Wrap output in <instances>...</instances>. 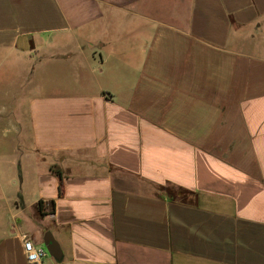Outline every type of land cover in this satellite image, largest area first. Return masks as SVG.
<instances>
[{
  "label": "crops",
  "instance_id": "1",
  "mask_svg": "<svg viewBox=\"0 0 264 264\" xmlns=\"http://www.w3.org/2000/svg\"><path fill=\"white\" fill-rule=\"evenodd\" d=\"M47 231L39 264H264V0H0V264Z\"/></svg>",
  "mask_w": 264,
  "mask_h": 264
},
{
  "label": "built area",
  "instance_id": "2",
  "mask_svg": "<svg viewBox=\"0 0 264 264\" xmlns=\"http://www.w3.org/2000/svg\"><path fill=\"white\" fill-rule=\"evenodd\" d=\"M27 258L31 264H39L42 259L49 255L46 247L37 246L32 240L26 239L24 242Z\"/></svg>",
  "mask_w": 264,
  "mask_h": 264
},
{
  "label": "water",
  "instance_id": "3",
  "mask_svg": "<svg viewBox=\"0 0 264 264\" xmlns=\"http://www.w3.org/2000/svg\"><path fill=\"white\" fill-rule=\"evenodd\" d=\"M44 245L49 255L53 256L58 261L62 260L63 252L61 246L50 231L44 234Z\"/></svg>",
  "mask_w": 264,
  "mask_h": 264
},
{
  "label": "rangeland",
  "instance_id": "4",
  "mask_svg": "<svg viewBox=\"0 0 264 264\" xmlns=\"http://www.w3.org/2000/svg\"><path fill=\"white\" fill-rule=\"evenodd\" d=\"M44 247H45V245H44Z\"/></svg>",
  "mask_w": 264,
  "mask_h": 264
},
{
  "label": "trees",
  "instance_id": "5",
  "mask_svg": "<svg viewBox=\"0 0 264 264\" xmlns=\"http://www.w3.org/2000/svg\"><path fill=\"white\" fill-rule=\"evenodd\" d=\"M42 210V209H41Z\"/></svg>",
  "mask_w": 264,
  "mask_h": 264
}]
</instances>
